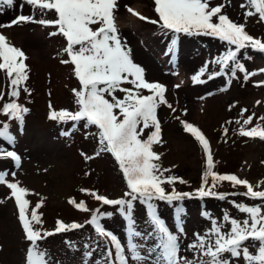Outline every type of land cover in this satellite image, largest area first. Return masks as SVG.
Segmentation results:
<instances>
[{
  "label": "rangeland",
  "instance_id": "obj_1",
  "mask_svg": "<svg viewBox=\"0 0 264 264\" xmlns=\"http://www.w3.org/2000/svg\"><path fill=\"white\" fill-rule=\"evenodd\" d=\"M243 2L210 0L212 6L222 3L224 13L236 22L245 23L250 35L264 40V21L259 19L258 14L245 17L243 12L246 9L240 7ZM21 4L23 7H20ZM126 6L135 8L147 19L134 16L135 20H130ZM8 10L11 11L3 17L2 14ZM20 14L34 15L37 19L55 18L53 12L41 14L24 0H16L14 7L5 5L0 9V24H8ZM114 16L122 41L131 49L133 61L145 69V78L149 82H160L166 86V99L175 109L173 112L166 105L158 108L161 142L153 145V151L160 156L157 163L170 169L165 175H174L187 182L177 181L176 190L191 195L173 204L156 201L158 213L179 236L180 256L191 261L202 259L195 249L189 247L196 242V234H205L212 220L224 224L225 215L240 220L247 218L236 204L264 205V200L240 195L246 188H234L227 181L220 182L214 189L224 195V199L219 195L200 197L196 190L202 186L206 155L199 142L184 130L181 121L198 127L209 140L215 171L235 174L251 182L254 190L264 191V139L239 134L243 121L253 113L252 123L244 126L250 129L257 124L264 125V121L259 119L264 116V84L260 83L264 81V72L260 71L264 69V52L250 48L242 50L240 62L248 72L256 73L248 79H245L244 73L237 72L234 77L221 75L209 80L206 73L202 77L204 83H195L192 76L202 66L208 64L209 73L218 70V66L210 62L225 51L226 46L221 41L210 36L181 34L175 49L178 53L177 66L171 70L165 67V62L170 56L168 49L174 37L159 24L150 22L158 20L154 0H117ZM92 27L95 29L99 25ZM7 29L10 31L9 41L15 37L17 42L11 43L22 49L27 57L25 63L29 78L25 86L29 91L25 92L22 86L18 102L29 111L24 115L22 124L3 115L2 106L11 97L8 95L9 80L0 71V91L4 92L0 100V127L8 123L15 136L14 144L10 145L0 138V145L5 150L16 151L20 156L19 167L10 158L0 156V171L8 172L9 182H18L28 189L25 198L30 202L29 214L38 203H42L38 209L42 225L35 227L53 232L39 242L40 249L47 253L49 264H106V241L88 223L92 211L100 208L101 211L112 212L113 215L105 218L103 223L122 241L126 240L127 220L117 206H105L91 193L111 199L124 198L128 191L126 180L112 154L102 151L95 126L86 127L84 121L62 122L50 118L53 111L78 110L74 90H80L81 85L73 64L63 62L70 61L64 52L66 39L60 34L50 38V33L57 32V28L38 23H21ZM159 74L165 77L161 80ZM122 86L132 87L129 84ZM142 94L149 93L142 90ZM116 96L123 98L124 93L117 91ZM244 109L247 111L241 116ZM237 120L240 124L236 123ZM225 128L228 129L227 135L224 134ZM151 131L145 129L141 139H147ZM12 172H15V177ZM164 186L171 191V186ZM71 200L76 204L84 202L90 211L79 210ZM177 208L183 209L179 218ZM133 217L135 227L141 233L152 230L146 207L139 202L134 205ZM57 221L77 222L83 227L56 233ZM181 227L182 232L179 231ZM227 227L225 225V230ZM143 244L146 254L152 241L145 239ZM256 245L258 242L249 240L244 246L255 253ZM29 247L15 198L6 184H0V264H26ZM126 254L131 255L127 249ZM129 264L136 262L130 260ZM232 264H244V261L242 258L233 259Z\"/></svg>",
  "mask_w": 264,
  "mask_h": 264
},
{
  "label": "snow or ice",
  "instance_id": "obj_2",
  "mask_svg": "<svg viewBox=\"0 0 264 264\" xmlns=\"http://www.w3.org/2000/svg\"><path fill=\"white\" fill-rule=\"evenodd\" d=\"M24 3L38 9L41 14L53 12L54 19H37L34 15H17L10 23L0 24L11 27L21 23H38L44 26H54L57 32L66 39L64 52L74 66L75 76L81 85L80 90H74L76 111H53L51 119L62 122L84 121L85 126H95L98 129L99 143L102 151L112 154L118 162L128 191L124 198L111 199L95 192L91 194L105 206H117L119 212L127 220L126 240L122 241L117 234L106 229L103 221L111 217L112 212L92 211L88 223L95 233L106 241V264H129L130 260L136 264H232L233 259H243L244 264H264V205L236 204L240 212L245 213L243 220L225 215L224 224L212 220L209 230L205 234H196V242L189 245L197 251L202 259L191 261L180 256L179 236L174 232L159 213L156 201L173 204L190 196V193L177 191L175 184L187 183L174 175H165L170 169L162 168L157 161L159 154L153 151V145L161 142V123L157 110L161 105L169 109L173 105L166 99L167 88L160 82H149L145 78V69L135 63L131 57V49L122 41L115 22L114 11L117 0H24ZM16 0H0L3 6L14 7ZM23 7V4L20 5ZM127 7V6H126ZM155 12L158 20L150 21L172 33L171 47L168 51L174 53L177 40L181 34L203 35L217 38L226 49L217 55L213 61L218 70L209 73V65L202 66L192 76L195 83H204L202 77L213 79L221 75L236 76L237 72L244 73L245 79L256 75L248 72L240 62V55L244 49L264 52V40L255 38L246 31L245 23L232 20L223 12L224 5L212 6L210 0H154ZM240 7L246 9L245 17L258 14L264 21V0H244ZM127 11L141 20L147 19L131 7ZM215 18V19H214ZM92 25H99L93 28ZM25 52L14 46L6 35L0 33V71L9 80L8 95L11 100L2 106L3 115L18 121H24V115L29 109L18 102L21 87L25 92L28 80V65L25 63ZM264 72V69L260 70ZM264 84V81L260 82ZM132 85L131 88L122 85ZM178 87V86H177ZM147 90L148 95L142 94ZM124 93L123 98L116 96V92ZM4 92L0 91V100ZM108 97H111L109 99ZM259 103V101L257 102ZM247 109L242 110L241 116ZM186 114V113H185ZM253 113L243 121L239 134L244 137L264 139V125L257 124L247 129L244 125L252 123ZM179 119V117H177ZM264 121V116L259 118ZM186 132L190 133L202 146L206 155V170L202 173V186L196 190L200 197L217 196L224 199V195L214 191L220 182H231L232 186H244L246 191L239 193L245 197L264 200V191L254 190V186L247 179L235 174H220L214 170L215 163L209 140L204 133L193 124L181 121ZM240 124V120L236 121ZM145 129H152L147 139H141ZM228 129H224L227 135ZM0 138L12 145L15 136L10 131V125L3 123L0 127ZM0 156H6L19 167L20 156L14 150H5L0 146ZM11 175L15 177V172ZM8 172L0 171V184H6L11 190L18 206L26 239L30 242L27 250L26 264H49L47 253L40 249L39 242L53 232L37 229L35 225H42V217L38 203L29 214L28 189L21 187L18 182L7 180ZM171 186V191L165 188ZM87 191V190H83ZM76 204L74 200L70 201ZM136 202L146 207L152 230L141 233L135 227L133 209ZM79 210L89 212L84 202L76 204ZM183 209L177 208V217ZM227 225V230H225ZM83 227L80 223H65L57 221L55 232H65ZM180 232L183 231L181 227ZM139 238V239H138ZM150 239L151 247H147L143 240ZM256 241V252L244 246L246 241ZM127 252L131 255L126 254ZM225 254H228L225 256Z\"/></svg>",
  "mask_w": 264,
  "mask_h": 264
},
{
  "label": "bare ground",
  "instance_id": "obj_3",
  "mask_svg": "<svg viewBox=\"0 0 264 264\" xmlns=\"http://www.w3.org/2000/svg\"><path fill=\"white\" fill-rule=\"evenodd\" d=\"M134 10H136L135 8H133ZM143 10V9H142ZM11 10H8V11H6V12H4L3 14H2V16L3 17H6L7 16V14L10 12ZM129 19L130 20H135V17H134V15H132L131 13L129 14ZM125 27V26H124ZM4 30H5V33H2V29L0 28V33H2V34H4V35H6V37L7 38H9V36H10V31L7 29V27H2ZM49 37L51 38L52 37V35H49ZM10 40H11V37H10ZM11 42H17V40H16V38L14 37L12 40H11ZM13 44V43H12ZM211 56V55H210ZM212 65V64H211ZM165 77V75H163V74H159V78L162 80L163 78ZM182 80V78L180 79V81ZM185 81H184V79L182 80V83H184ZM1 146V145H0Z\"/></svg>",
  "mask_w": 264,
  "mask_h": 264
}]
</instances>
